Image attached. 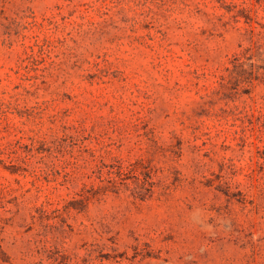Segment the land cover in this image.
I'll return each instance as SVG.
<instances>
[{
	"label": "rangeland",
	"instance_id": "rangeland-1",
	"mask_svg": "<svg viewBox=\"0 0 264 264\" xmlns=\"http://www.w3.org/2000/svg\"><path fill=\"white\" fill-rule=\"evenodd\" d=\"M0 264H264V0H0Z\"/></svg>",
	"mask_w": 264,
	"mask_h": 264
}]
</instances>
